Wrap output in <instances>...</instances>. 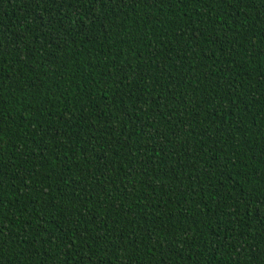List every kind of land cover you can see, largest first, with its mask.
Segmentation results:
<instances>
[{"label": "trees", "instance_id": "16d2710c", "mask_svg": "<svg viewBox=\"0 0 264 264\" xmlns=\"http://www.w3.org/2000/svg\"><path fill=\"white\" fill-rule=\"evenodd\" d=\"M0 264H264V0H0Z\"/></svg>", "mask_w": 264, "mask_h": 264}]
</instances>
